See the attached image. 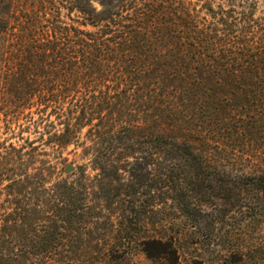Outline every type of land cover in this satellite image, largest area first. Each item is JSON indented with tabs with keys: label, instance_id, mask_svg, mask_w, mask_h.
<instances>
[{
	"label": "rangeland",
	"instance_id": "rangeland-1",
	"mask_svg": "<svg viewBox=\"0 0 264 264\" xmlns=\"http://www.w3.org/2000/svg\"><path fill=\"white\" fill-rule=\"evenodd\" d=\"M126 1L134 6L119 10L121 0H0V252L7 253L6 241L19 245L45 239L42 229L54 227L47 212L15 228L7 224L10 214L17 208L47 211L52 202L40 209L38 199L59 198L56 185L65 181L78 188L82 217L59 231L55 241L62 248L48 258L31 255L26 264H264V196L259 189L264 177V111H247L225 93L232 88L234 60L220 66L226 70L221 77L225 89L210 86L215 101L208 102L207 86L194 97V82L179 87L170 81L158 89L154 98L161 107L155 110L153 100V105L136 102L132 92L137 82L130 74L97 87L109 96L92 93L83 101L78 89L68 84L70 70L46 57L47 41L56 35L76 36L79 29L102 32L111 40L108 45L119 51V59L125 37L138 53L135 60L131 53L124 55L128 66L160 64L163 57L146 46L151 33L143 36L135 28V17L151 23L153 16L139 8V0ZM156 1H163L166 13L173 9L186 18L187 25L190 20L195 29L209 31V23L219 22L221 48L233 40L221 24L223 16L230 19V9L239 15L246 11L264 24V0ZM103 11L116 14L111 21L118 23L119 35L105 23L92 22ZM163 45L169 49L173 43ZM109 91L119 97L111 98ZM144 102L149 105L144 115L131 111L133 104ZM152 111L168 114L159 133L179 140L190 136L195 152L208 159L210 179L200 186L183 183L180 190L156 188L149 143L155 131ZM68 165L74 167L70 173ZM126 184L138 193L135 203L120 198L119 188ZM193 187L197 189L189 192Z\"/></svg>",
	"mask_w": 264,
	"mask_h": 264
},
{
	"label": "trees",
	"instance_id": "trees-1",
	"mask_svg": "<svg viewBox=\"0 0 264 264\" xmlns=\"http://www.w3.org/2000/svg\"><path fill=\"white\" fill-rule=\"evenodd\" d=\"M139 2L141 3L139 8H143V11L146 10L147 14H151L154 20L149 23L143 17L139 19L135 17V28L139 33H143V36H146V32L151 33L147 36L146 46L163 57L160 64L148 63L146 66H142V64L128 66L126 64L127 57L124 55L127 56V53H131L130 58L133 59L136 53L135 59H137L136 48L131 47L127 40H124V37L121 39L120 45L122 46L121 53L124 55L119 59V51L115 52L116 49L111 48L110 44L108 45L111 40L104 37L102 32L84 33V31L75 29L76 36L71 37L69 35L60 38L59 35H56L54 39L47 41L45 51L48 53L46 57H52V59L61 62V68L70 70L71 80L68 84H72L78 89L77 92L81 93L83 101L88 100L92 93L95 97L97 94L102 95V97L103 95L109 96L107 93L103 94V88L97 87L105 81H112V78H116L112 82H118L119 76L127 78L130 74L131 78H135V84L137 82L136 89L132 92L136 102L146 100V103L151 104L149 100H153L154 105H151L155 110L156 107L159 109L161 107L155 104L157 100L154 97H156L158 89L166 88L170 81L176 82L179 87L183 86L184 83L193 84L194 82L195 87L192 89V92L196 93L194 97L200 96L202 92L200 87L207 86L208 89L204 92L208 91L207 94L210 95L208 102L210 103L212 100L215 101V96L211 94L213 88L210 89V86L215 84L225 89L222 86L221 77L226 70L220 66H226L225 62L234 60L236 68L230 71L231 74H234L230 78V81L233 79L232 85H230L232 88L231 90H224L225 93L231 101L235 96L238 105L241 108H247V111H264V24L256 23L258 20L256 21L253 15L249 17L250 13L246 11L240 12L239 15L236 9H230L228 11L230 19L223 16V23L221 24L225 28L224 32L229 28L227 32L232 33L233 40L227 42V47L221 48L217 43L218 37H220L218 34L219 22L209 23V31H203L199 27L195 29L190 20L187 25L186 18L180 17L173 9L170 12L167 10L166 13V7L161 6L163 1L159 4L156 0H139ZM129 6L134 5L126 0H121L119 10ZM80 7L82 10H87L90 17L93 16L91 9L87 7L84 9L82 5ZM112 13L99 12L95 15L97 20L92 19V22L99 26V23H105L107 28L119 35V29H116L118 23L111 21L116 17V14L113 15ZM105 25L102 28H105ZM67 40L72 42L70 47L65 45ZM115 40H117L115 42H119V38L115 37ZM167 42H171L173 45L169 49H164L165 45L163 44ZM117 47L119 48V45ZM113 54L115 56H111ZM219 68L222 72L215 76L216 74L213 73ZM206 72L207 74H205ZM234 77L238 78L234 80ZM145 79L150 80L145 81ZM127 91V89L123 90L124 97L129 99L130 95H127ZM109 94L111 98L119 97L118 93L114 94L112 91H109ZM111 98L109 97V100ZM146 103L133 104L134 109L131 111H141L144 115L145 111L148 110ZM112 106L114 109L119 108V104ZM166 116L168 114L164 111H152L150 114L151 126L155 127V131L152 130L149 143L152 144L150 149L154 157L153 181L155 184L159 182L156 184V188L180 190L183 188V183L200 186L203 181L210 179L211 176L209 171L205 169L208 159L195 152L194 141L192 143L188 141L190 136H185L179 140L174 135L159 133L160 130H165V120L168 121ZM220 119L223 120V118ZM191 168L193 169L191 170ZM192 172L193 176L191 175ZM188 175H191V178L187 180ZM161 184L165 185L162 186ZM126 185V188H119L123 194V197L120 196V198L123 203H135V199L138 198L134 196L138 193L135 189H132L134 192L127 189L131 184ZM180 186L181 188H179ZM56 187H58L59 198H56L57 195H55L53 200L54 195H51L49 200L38 199L41 204L38 206L40 209L43 204L47 205L48 201L52 202L47 211L32 212L28 208H23V210L17 208L10 214L11 221L7 224L15 228L16 226H23L25 223L35 222L41 218L42 213L47 212L48 214L45 216L49 220H54V227L50 229L51 225V227L42 229L45 239L34 240L31 244L14 245L6 241L7 253L0 252L1 264H26L25 260L31 255L37 257L40 254H45L48 258L56 253L58 248H62V246L57 245L55 240L59 238V231L73 225L74 220L82 217V213H80L82 207H79L81 195L76 185L72 183L68 184L63 181L57 183ZM194 189L197 188L193 187L189 192L192 193ZM259 189L264 196V177H260ZM35 230L33 229V233ZM19 235L20 237L23 236L21 229ZM34 264H37V260Z\"/></svg>",
	"mask_w": 264,
	"mask_h": 264
},
{
	"label": "water",
	"instance_id": "water-1",
	"mask_svg": "<svg viewBox=\"0 0 264 264\" xmlns=\"http://www.w3.org/2000/svg\"><path fill=\"white\" fill-rule=\"evenodd\" d=\"M73 170H74V167L72 165H68V167L66 168L67 173H70Z\"/></svg>",
	"mask_w": 264,
	"mask_h": 264
}]
</instances>
